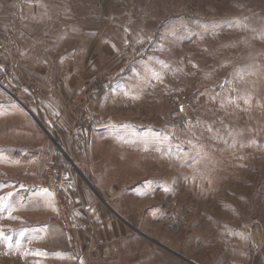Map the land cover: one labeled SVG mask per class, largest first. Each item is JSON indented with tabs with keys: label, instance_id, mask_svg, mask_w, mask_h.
<instances>
[{
	"label": "rangeland",
	"instance_id": "374dc122",
	"mask_svg": "<svg viewBox=\"0 0 264 264\" xmlns=\"http://www.w3.org/2000/svg\"><path fill=\"white\" fill-rule=\"evenodd\" d=\"M79 184L152 264H264V0H0V264Z\"/></svg>",
	"mask_w": 264,
	"mask_h": 264
},
{
	"label": "crops",
	"instance_id": "0c3cea01",
	"mask_svg": "<svg viewBox=\"0 0 264 264\" xmlns=\"http://www.w3.org/2000/svg\"><path fill=\"white\" fill-rule=\"evenodd\" d=\"M94 187V185L79 184L73 187L72 194L64 190L67 193L62 195L61 203L69 207V227L63 221L61 207L55 203L54 215L59 217L56 221L59 223L54 224L61 226L59 234L63 235V241L53 243L50 240L49 262L52 264H152V257L146 254L152 246L142 242L144 239L132 231L133 228L136 230L133 226L134 221L121 211L117 203V194L97 188L103 193V198L98 200L97 190ZM84 205L92 206L94 213L89 215L82 207Z\"/></svg>",
	"mask_w": 264,
	"mask_h": 264
},
{
	"label": "built area",
	"instance_id": "2783aa9c",
	"mask_svg": "<svg viewBox=\"0 0 264 264\" xmlns=\"http://www.w3.org/2000/svg\"><path fill=\"white\" fill-rule=\"evenodd\" d=\"M84 209H85V211H87V213L89 214V215H91V214H93L94 213V208L92 207V206H90V205H84V206H82ZM62 208V211H61V215H62V217H63V221L65 222V223H68V221H69V216H68V212H67V210H66V207H65V209L63 208V206L61 207ZM59 219V217L58 216H54V220H58Z\"/></svg>",
	"mask_w": 264,
	"mask_h": 264
},
{
	"label": "snow or ice",
	"instance_id": "6c2138e0",
	"mask_svg": "<svg viewBox=\"0 0 264 264\" xmlns=\"http://www.w3.org/2000/svg\"><path fill=\"white\" fill-rule=\"evenodd\" d=\"M0 200H2V198H0ZM4 210H6L5 207L0 206V211H4ZM0 235H3V233H0Z\"/></svg>",
	"mask_w": 264,
	"mask_h": 264
},
{
	"label": "water",
	"instance_id": "95a60500",
	"mask_svg": "<svg viewBox=\"0 0 264 264\" xmlns=\"http://www.w3.org/2000/svg\"><path fill=\"white\" fill-rule=\"evenodd\" d=\"M193 263H195V262H193ZM195 264H197V263H195Z\"/></svg>",
	"mask_w": 264,
	"mask_h": 264
}]
</instances>
